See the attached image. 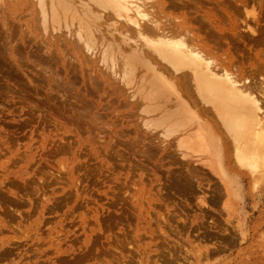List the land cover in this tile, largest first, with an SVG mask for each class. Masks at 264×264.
<instances>
[{
	"label": "rangeland",
	"instance_id": "rangeland-1",
	"mask_svg": "<svg viewBox=\"0 0 264 264\" xmlns=\"http://www.w3.org/2000/svg\"><path fill=\"white\" fill-rule=\"evenodd\" d=\"M187 1L194 18L185 20L186 26L192 31L200 23L207 24L217 35L219 58L239 57L247 66L255 63V56L264 53V0ZM93 2L0 0V24L17 21L15 33L23 32V37L27 33L25 40H35L26 41L28 45L44 40L43 51L54 52L46 46L53 40L61 49L67 43L78 45L98 74L103 76V72H109L110 76H106L114 81L113 85L121 87L127 101L136 102L143 93L140 85L151 73L146 71L150 74L143 72L132 79L144 81L140 85L137 82L142 87L141 91L137 87V91L136 81L129 86L131 83L125 84L123 74L121 77L123 65L113 68L112 61H106L109 52L106 59L103 52L118 46L115 56L118 49L122 53L121 48L128 50L123 49L127 56L133 53L132 49L136 50L132 46L137 45L138 49L146 46L138 45L137 40L142 43L138 38L125 40L130 32L115 29L124 28L123 18L112 14L111 19L113 16L118 19L108 21L110 25L104 24L103 20L105 23L109 20L105 19L109 8L103 9ZM64 3L75 9L65 11ZM87 10L91 13L86 16L93 18L81 16ZM175 13L177 21L183 22L182 12ZM79 14L86 19L87 26L79 27L82 25ZM33 17L38 20V30ZM88 32L94 33L89 37L94 39H89L90 45L85 36ZM6 35L0 29V264H164L165 261L169 264H264V169L252 175L236 162L235 152L231 151L232 136L220 118L214 116L211 104L199 98L203 107L210 109L206 118L201 117V123L211 127L223 155L216 163L208 151L203 152L201 148L200 153L199 145L196 153L183 146L187 134L193 138L202 136L193 140L196 145L202 144V139L206 141V137L202 135L205 136L203 130H198L196 119L186 122L182 129L179 122V128L175 126L179 117L175 114L180 112L176 109L179 106L176 98L166 97L168 100L164 103L168 104H163L171 106L168 113H161L165 108L159 106L163 105L159 102L161 98L150 101L140 98L136 108L117 109L114 104L112 109L117 113L114 112V118L113 113L102 120L93 118L89 114L93 110V96L91 105L84 103L88 108L92 106L90 110L86 106L83 107L86 110L82 109L73 98L75 90L80 88V78L76 81L78 74L73 80L77 85L71 84L72 87L70 79H63L61 68L62 80L50 73L45 74L51 79L44 73L42 77L39 72L43 71L37 70L46 66L26 59L25 62L23 57L22 62L18 60L20 54L11 53L5 45ZM13 44L10 42V46ZM50 81L54 85L61 83L51 87ZM58 89H67L72 94ZM158 102L156 106L161 111L146 112L149 105L152 107L151 104ZM74 103L83 113L76 110ZM123 111L127 112V118L121 117ZM82 116H88L91 121ZM158 120H161L159 125L155 124ZM115 121L118 125H111ZM130 127L134 130L131 134L127 130ZM124 129L127 133L122 137L118 130ZM137 130L143 137H139ZM189 136L185 140H190ZM156 146L179 163H173L172 158L166 159L168 163L158 161L157 153L152 154L157 151ZM148 147L153 150L152 155ZM143 148L148 149L150 157L148 153L138 152ZM183 162L198 170V179L189 177L194 181L189 189L175 181L182 177H177V168L187 172L181 167Z\"/></svg>",
	"mask_w": 264,
	"mask_h": 264
},
{
	"label": "bare ground",
	"instance_id": "bare-ground-1",
	"mask_svg": "<svg viewBox=\"0 0 264 264\" xmlns=\"http://www.w3.org/2000/svg\"><path fill=\"white\" fill-rule=\"evenodd\" d=\"M69 2L68 4L72 3V2L70 3ZM93 3L94 4L97 3L103 9L109 8L108 9L109 11L107 10L108 17L106 18L105 16V19L106 20L109 19V20H107V23H105V20H103L104 24H109L110 20L112 21L116 17L123 18L124 22L123 21L122 22L125 24L124 28L120 26V28L117 27L115 29H121V32L126 33V34L130 32V34L126 35L127 38H125V40H128V38H131V37L132 39L138 38L142 41L141 43L140 41L138 42L137 40L138 45L141 44L143 46H146V48L148 46L147 49L142 46H140V48L142 47L141 49L140 48L138 49L137 48L138 46L136 45V43L135 44L132 43L133 45H136V47L132 46V48H135L136 50L132 49L133 53L127 52L128 53L127 56H125L124 53L128 50H126V48H121L120 49L121 52L123 53L124 51L123 53L124 57L121 56L122 53H120L119 49H118V55L115 56V53L117 52L116 48H119L118 46L117 47L114 46L115 49L111 48L110 50L107 49L106 51L103 52V53L106 52L105 53L106 57L105 55H103L104 59L107 58L108 56L107 53L109 52L108 58L110 56L111 57L109 59L107 58L106 61L108 60L109 63H111L110 62L111 60L112 67L123 65L120 73H121V77L123 74L122 78H124L125 84L127 83L129 85V82H130L131 84L129 86H132L133 82L135 83L136 81L135 84L137 85V82H138V85H140L141 84L140 82H144V81L139 82L137 80L134 81L132 79L133 78L136 79L137 76L143 75L142 74L143 72H145L146 75L147 74L149 75L151 73L148 76V78L144 79L145 80L144 84L140 85L143 87V93H141L138 97H140L143 100H147V101H150L151 99L154 100V99H159V98H161L162 100L165 99L163 101L162 100L159 101L160 103L162 102V104L164 103V101H167L168 99H170V97L176 98L178 100V105L180 106V107L177 106L176 105L177 103L175 104V107L176 106L178 107L176 108L178 109V111L177 110L176 111L177 112L180 111V112L179 114L178 113L175 114L176 111L174 113L176 118L177 116H179L178 117L179 119L177 118L176 119L177 121L175 120V122L177 123L175 126L178 127L179 125H181L179 126L181 129H182V125L186 126V124L191 122V120L196 119L199 121L198 130L200 131L203 130V132L205 133V136L204 134L202 135L203 137H206V141H204L205 139H202L201 141H203L204 143L203 142L202 144L197 143L196 145V141L193 142V140H195V138L196 140H198L202 138V136H200V138H197V137L193 138L192 136H189L191 134L188 135L186 133L187 134L186 137L189 136L191 138H187L190 140H185L186 139L185 137V139H183V141L185 142L181 140L183 146H186V148L191 149V152L193 153H196L197 152L196 150L198 149L197 147L200 146L198 150L203 148L204 151L201 149L203 152H205V150L208 151L210 155H213V158L215 159V163L216 161L220 160V157H222L223 155L220 152L218 141L214 137L215 135L212 133L211 127L206 125V123H201V120H200L201 117L206 118L207 111H209L210 109H215L213 110V112L215 113L214 116H216L217 118H220V121L222 122L221 124L224 125V127L227 129L226 131H228L230 135L232 136V139H231L232 142L231 141L230 142L233 144L232 146L233 149H231V151L234 150L235 152L234 156L237 158L235 159L236 162H238V164L241 167L246 168L248 170V173L250 172L252 173V175H255L256 172L259 171V169L261 168L264 169V53H261L260 56H255L256 57L255 63L252 65L249 64L247 66L244 63H242L239 57L234 58L231 56L228 59H224V60L219 58L218 52L220 49V44L218 43V38H216L217 35L212 32V30L208 27L207 24L200 23L192 31L186 26V22L184 21L191 20L192 18H194L193 15L191 14L192 9L191 7L189 8L190 5L188 6L189 3L187 0H157V2H152V3H156V5L152 4L151 2L146 3L145 0H94ZM63 7H64L63 8L64 10L65 9L67 11L71 10V12L73 11V9H75V8H72L71 5H67V3H64ZM175 11L182 12L181 19L183 20V22H181L180 20L177 21L178 16L176 15ZM76 12L74 10V13ZM89 12L87 10L86 13H83V15L81 16L87 17L88 19L91 15L86 16V14L87 13L89 14ZM112 14L116 16V17L113 16L112 17L113 19H111ZM74 15H73V18L76 17ZM252 16L254 17L253 11H252ZM78 17H79L78 20L82 24V25L79 24L80 25L79 27L85 26V25L87 26V24H85L86 19L80 17V14ZM91 18L93 17L91 16ZM117 19L118 18L114 20H117ZM34 21H35V26H36L34 27L37 29L38 20L34 18ZM112 22H115V21H112ZM17 25H18V22L14 20H12V22L11 20H8V22L1 21L0 29L3 30L4 32L6 31L7 33V35L5 36V39H7L8 42H6L5 45L9 47L8 50L11 53L20 54V57H17V59L19 58L18 60H20L21 62L24 58V61L26 59L35 64L39 63L40 65H42L41 67L46 66L45 69L41 68L42 70H39V69L37 70L34 68V70H37L38 72L43 71V72H39L40 74L42 73L41 75L42 77H43V73L44 74L50 73V74H55L57 78L59 77V79L62 80L60 78V75H61L60 70L62 69L63 70L62 72H64L63 79L65 80L70 79V85H71L75 83L74 79L76 78L78 74L79 77H77L78 79L76 78V81L79 80L80 78L79 80L80 88H77L75 90V93L73 92L74 93L73 98L76 101H78L81 104L80 107L84 109L87 107L86 104L84 103L90 102L89 104L91 105V99H92L91 96H93V101H92L93 110L89 112V114L94 115L93 118L96 117L102 120L101 118H106L112 113L114 115H112L111 117L114 118V116L117 114L116 111H113L115 106H118L116 107L117 109L123 106V109H124V107L126 106H130L131 108L133 106L135 107L136 105H139L137 103H140L139 102L140 100L138 101V99L140 98L135 99L137 100L136 102L127 101V99L121 93L122 92L120 90L121 87H119L118 85L117 86L113 85L114 81L111 80V78H110L111 80L110 81L109 78L106 76V75L110 76L109 72H107L108 74L106 72H103L104 73L102 74L103 76L98 74L97 71L93 69L94 66L92 65V61H88L87 59L88 57L85 58V55H82L81 53L82 51L80 52L79 50L80 48L78 45L67 43L66 46L64 48L62 47L61 49L59 48L58 43H56L54 40L53 41L48 40L49 43L46 46L49 48L52 47L54 49V52L53 50H50V49L43 51L44 47L43 46H42L43 48L41 47V43L43 44L44 40L43 41L40 40L39 42L40 44L33 42L32 44L28 45V43L33 39L31 38L30 40H25L27 33L24 35L25 37H23L22 35L23 32H18L19 34H16L15 31L18 28ZM250 31L254 33V30H250ZM89 34L91 33L88 32L85 35L86 39L88 40V44H89V39L94 40L92 37L89 38L90 36H93L94 33H92V35H89ZM95 37L97 38L98 36H95ZM12 41L14 42V44L13 46H10V42L13 43ZM26 41H28V43ZM123 49H125L126 51ZM226 53L228 54V52ZM22 54L23 56H21ZM117 56H119L120 59ZM66 57H68V59L71 58L73 61L69 62L68 60L65 59ZM32 58H34V60ZM85 59H87L86 63H84ZM74 61H77V62H74ZM248 61L249 60H247V62ZM90 70L94 72L95 75L97 76L91 75ZM40 74L38 75L39 77H40ZM56 77H55L56 81L53 80L55 83L57 82ZM48 79H51V77L48 76ZM124 80H121V82H123ZM51 82L52 81L48 83L51 85L52 84ZM60 83L61 81L57 84L59 85ZM57 84H55L56 85L55 86L53 83L51 87L53 86L57 87L58 86ZM66 84L69 87L68 83ZM138 85L135 87L136 89ZM65 86H63L62 88H64ZM140 86L138 87L140 89L139 91H141V88H142V87L140 88ZM144 89H146L147 91H144ZM59 90H64V92H66L65 90L67 89H58L57 91L59 92ZM66 93L72 94L70 92L69 93L66 92ZM196 96L198 97V99ZM199 98H201L204 103L211 104L212 108L210 109L206 107L204 108L202 105L203 102L201 100L202 102L201 103L199 101ZM159 102L156 104H151L152 107L154 108L150 107L149 105L150 108L148 107L146 112H152V111L154 112L157 109L156 105L160 104ZM72 103L73 101H71L70 105H72ZM89 104L87 105L90 106ZM114 104L116 105L114 106ZM164 104L163 105L160 104L159 106L163 108L165 107ZM167 104L168 103H166L165 105ZM73 105H77V104L74 103ZM159 106L157 110L160 109L159 111H161V108H159ZM170 107L171 106L165 107L166 110L164 108L163 111H161V113L164 111H166L165 113H168L167 111L171 109ZM75 108L76 107H74L73 109ZM77 108L76 110L80 109L78 105H77ZM91 108L87 107V110H90ZM157 110L155 112L156 114H157ZM80 111L83 113V110L80 109ZM126 113L125 112L122 114L120 113L122 115L121 117L127 118ZM83 115L85 116V114ZM101 115L103 117H101ZM81 118H83V116ZM96 118L93 119L95 120V122L97 121ZM211 118H214V117H211ZM89 120L91 121V119H88V121ZM116 121L115 123L112 122L113 124H111L110 122V124L111 125L115 124L117 126L118 121L120 122L121 119H119L117 123ZM159 121L161 120H158L157 121L158 123L156 122L155 124L159 125L161 123ZM95 122L94 124L97 123ZM122 122L124 123L123 120ZM128 122L130 121H127V123ZM175 122L170 123V124H175ZM104 126H107V125H104ZM218 126L220 125L216 123L217 128H219ZM178 128L176 129L179 130ZM107 129L109 128H105V131ZM129 129H127L128 133L131 134L134 130L132 131L131 127ZM124 130L123 131L118 130L119 135H122V137L126 136V134H123L124 132L127 133V131L126 130L124 131ZM138 132L140 134V131L137 130V134ZM140 136L143 137L141 134L139 135V137ZM129 139L130 138H128V140ZM138 139L139 138H137V141ZM132 142H136V141L132 140ZM134 144L137 145L136 143ZM130 146L131 144H129V147ZM169 146H170V143H169ZM155 148L157 151H154L155 153H152V154L154 156L157 153L156 157L158 158V161H163L166 159L171 160L172 158L173 163L175 162L179 163L178 160L175 159L173 156L168 155V153H163L161 148H158L157 146ZM139 150L140 151L138 152L139 153L142 152L143 154L149 152V151L147 152L146 150H144V148L143 150L141 149ZM151 150H150V154L153 151ZM201 150H200V153H202ZM163 151H164V148H163ZM150 154L149 153L147 154L149 155L148 157L152 155ZM166 163H168L167 160H166ZM180 164H181V167H184L183 168L184 170L185 168L187 169V172L185 173V171H179V168H177L178 169L177 174H179V176L176 174L177 177H180V175L182 177H180L179 180H175V181L176 183H179L182 187L189 189L192 187V186L189 187V185L191 183H192L191 185L194 184L193 183L194 179L193 180L191 179L193 181L191 182L189 180V177L190 178L197 177L198 179V176H197L198 170H195L194 166L193 168L192 166L189 167L188 164L185 162L180 163ZM211 167L213 168L212 165ZM201 176L203 175L201 174ZM177 177L175 178L177 179ZM254 180H256V178ZM163 263L165 264L166 261ZM166 264H169V263H166Z\"/></svg>",
	"mask_w": 264,
	"mask_h": 264
}]
</instances>
